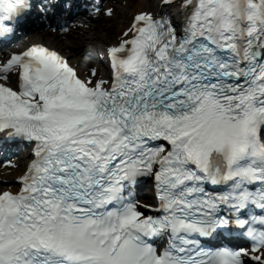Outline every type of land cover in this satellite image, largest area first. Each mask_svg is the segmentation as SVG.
I'll return each instance as SVG.
<instances>
[{"label": "snow or ice", "instance_id": "6c2138e0", "mask_svg": "<svg viewBox=\"0 0 264 264\" xmlns=\"http://www.w3.org/2000/svg\"><path fill=\"white\" fill-rule=\"evenodd\" d=\"M135 3L57 16L91 33L83 69L40 42L0 59V139L28 148L0 264H264V0ZM35 7L57 9L0 0V39Z\"/></svg>", "mask_w": 264, "mask_h": 264}, {"label": "bare ground", "instance_id": "6f19581e", "mask_svg": "<svg viewBox=\"0 0 264 264\" xmlns=\"http://www.w3.org/2000/svg\"><path fill=\"white\" fill-rule=\"evenodd\" d=\"M155 0H136V3L132 5L133 7H141V6H151L154 9L153 3ZM112 0H105V3H111ZM126 3H130L131 0H125ZM118 12H123L124 10L119 7L118 5ZM115 23V21H106V20H100L99 23L96 25L97 27L100 26H108L109 32L112 31V25ZM91 33H84L83 29L80 30H73L68 34L66 37L64 33H55L53 34L51 31H40L34 34L29 35L26 39H23L21 42L18 43L19 48L28 45L32 42H40L44 43L46 45L56 47L58 49H61L65 55H68L72 58L73 64H80V67L83 69L84 64L88 62L87 59L83 57L85 55L87 49L86 46L89 45V39H90ZM16 49V48H14ZM85 53V54H84ZM25 158V155L22 154V157L19 158L16 162V164H21L22 159ZM20 169L19 168H5L0 169V178L2 180H5L6 182H9L7 184H13V181L15 180L16 176L18 175ZM4 184H0V188L4 187Z\"/></svg>", "mask_w": 264, "mask_h": 264}, {"label": "rangeland", "instance_id": "374dc122", "mask_svg": "<svg viewBox=\"0 0 264 264\" xmlns=\"http://www.w3.org/2000/svg\"><path fill=\"white\" fill-rule=\"evenodd\" d=\"M88 48V53H90V50H91V48H90V46H86V49ZM86 53H87V51H86ZM87 57V56H86Z\"/></svg>", "mask_w": 264, "mask_h": 264}]
</instances>
